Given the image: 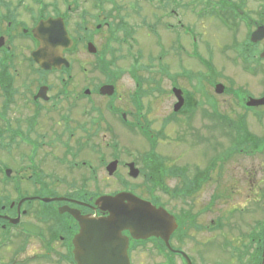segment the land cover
<instances>
[{"label":"flooded vegetation","instance_id":"obj_1","mask_svg":"<svg viewBox=\"0 0 264 264\" xmlns=\"http://www.w3.org/2000/svg\"><path fill=\"white\" fill-rule=\"evenodd\" d=\"M59 20L72 44L62 49L64 64L45 67L32 55L51 37L49 23ZM260 26L264 0H0V249H38L49 264H72L69 253L79 225L59 209L69 207L90 218L106 216L95 200L121 190L101 191L98 184L119 182L122 169L128 180L136 181L127 176V163L133 162L146 183L147 194L140 196L164 207L177 226L167 245L150 237L146 250L141 248L144 242L123 232L131 264L136 251L156 254L151 264H264V105H247L248 98L264 96V87L255 94L231 79L227 65L219 67L222 61L236 62L244 74H263L264 37L250 39ZM125 77L134 87L125 99L134 107L128 111L116 104L121 95L98 93L104 84L117 90ZM217 84L224 86L221 95L214 92ZM162 85V98L169 102L163 125L205 120L208 126L192 130L214 139L219 122L228 137L244 134L242 146H234L232 139L223 147L216 145L221 150L191 173L189 165H170L155 139L163 129L151 128L153 121L141 113L143 97L137 104L134 96L138 86ZM176 96L183 98L178 111ZM253 115L257 130L248 123ZM231 120L237 126L246 121L245 130L232 129ZM115 122L126 134L142 135L139 125L147 134L142 135L147 151L116 141L105 144L106 131L111 133ZM238 158L242 165L234 166ZM114 160L116 170L109 175L106 165ZM239 167L241 176L224 180L229 169ZM237 181L244 184V205L237 212L250 218L242 220L246 240L240 247L224 238L218 241L225 223L218 221L217 206L226 207L232 195L239 197L232 184ZM223 182H232L223 194L207 192L204 204H194L202 188ZM93 184L96 189H89ZM164 197L179 202L176 209ZM218 252L225 259L215 256Z\"/></svg>","mask_w":264,"mask_h":264},{"label":"rangeland","instance_id":"obj_2","mask_svg":"<svg viewBox=\"0 0 264 264\" xmlns=\"http://www.w3.org/2000/svg\"><path fill=\"white\" fill-rule=\"evenodd\" d=\"M223 32V31H222ZM221 33V31H219ZM218 40V39H217ZM216 44H220L219 42ZM219 47H217V51H219ZM233 55V54H232ZM231 56V55H230ZM234 56V55H233ZM223 58V57H222ZM225 59V58H223ZM219 67L221 66L222 69L227 65V72L231 76V79L236 81L237 85H243L245 87H248L253 93L257 94L261 88L264 87V73L263 74H256L254 76H251L249 74H244L241 72V66L239 64L229 62L226 64L225 62H219ZM134 87L130 85L128 82V79L122 78L119 81V86H117V90L115 89V93L117 95H121V99L116 102V104L123 108V110L128 111L129 109H134L133 105L128 102V100H125L128 96V92L133 91ZM144 91L147 93L144 94L142 105H143V113L145 112V115L148 116L150 120L153 121V124L151 123V128L154 131H163V135L157 137L159 142L158 151H161L164 158L168 160L170 165L174 166H190V172H193L196 168V166L203 167L206 163H208L212 156H214V153H218L221 149H216V145L223 147L228 144V140L230 139L228 136L224 134H216L214 136V139L209 133L203 132L196 133L197 135H193L192 129L200 128L201 130L204 129L206 126L209 125L208 121H200L199 119H195L193 121H175L172 120L170 123H167L163 125L162 121H164L166 116V112L168 113L166 104H169L166 100H163L162 96L166 91H164V86L160 87H154L152 89L153 91L148 92L150 87L143 88ZM202 89V88H201ZM197 92L201 93L200 89H195ZM203 91V90H202ZM114 93V95H115ZM135 101H136V95ZM227 96L223 95V99H226ZM151 108V109H149ZM255 116H248V123L250 125V129L257 130L259 127V122L256 120H253ZM126 118H130L129 114H126ZM231 122L235 125V120H231ZM246 122V121H245ZM245 122H242L244 126H246ZM191 125V126H190ZM187 131H190L188 133ZM110 132V131H109ZM127 132V131H126ZM231 139H234L235 136L230 134ZM111 141H116L121 146H127L129 149H133L134 151L144 153L148 149V141L146 138H144L139 133H125V129L121 128L118 123H113V131L111 133H108L106 131V138L104 143L108 144ZM135 154V153H133ZM107 155V154H106ZM139 155V154H138ZM108 156V155H107ZM239 157L235 156L234 158ZM125 159V158H123ZM237 162H239L237 165L234 166H241V158L236 159ZM143 168V172H146V164H141ZM169 165V166H170ZM246 165H243V170H245ZM230 175L227 179H224L225 181H229L232 178H236L241 176L242 169L239 168H231ZM228 173V169H226ZM221 181V180H219ZM232 183V182H230ZM230 183L225 184L224 182L218 185H208L202 188V191L200 194L195 198L196 199V205L200 206L204 204L207 200V195L209 193H214V190L217 193H224V187L225 185H228ZM235 186L238 188L237 192L239 194L238 196L232 195L231 200L226 204V207H224L222 204H218L217 206V214H220V218H218V221H220L222 218L224 219L225 227L218 232V241L221 238H224L228 241L233 242L234 244H238V247L242 243L245 242V230L243 229L242 220H248L249 217L242 216L237 212V210L241 207V205H244V196L240 195L241 187L244 184L240 181H237ZM231 185V184H230ZM101 191H110L114 192L118 189L123 190L124 187L131 188L134 192H136L139 195L146 196V183H143L142 179H139L137 181H130L126 178L125 171L121 170V179L119 182H112V181H105L103 184H98ZM173 183L170 185H167V189L170 190L172 188ZM89 189H96L94 188V184L89 186ZM242 187V188H243ZM65 191V190H64ZM262 199L264 200V194L261 195ZM157 197V196H156ZM159 197H157V200ZM167 204L169 208H175L179 204V202L169 201L167 198H163L162 200ZM190 201L194 202L192 199ZM197 210V209H196ZM233 217L234 220H229V217ZM264 217V215H262ZM228 217V218H226ZM256 217H253L254 219ZM207 218H203L202 220L205 221ZM221 233V234H220ZM219 247V243H216ZM17 248L12 247L9 249H0V264H13L11 262H23L21 264H48L43 262L42 260H39L37 258L38 253H41V250L33 249V248H26L23 251H16ZM156 254H153L151 252H141L136 251L135 254H133L134 257V264H151ZM217 256L218 258H223V256H227L226 254H221L218 252Z\"/></svg>","mask_w":264,"mask_h":264},{"label":"water","instance_id":"obj_3","mask_svg":"<svg viewBox=\"0 0 264 264\" xmlns=\"http://www.w3.org/2000/svg\"><path fill=\"white\" fill-rule=\"evenodd\" d=\"M49 24L51 37L43 40L42 49L33 53V57L45 67L64 64L62 49L71 45L62 21H53ZM263 34L262 29H257L252 35V40L261 39ZM261 55L264 57V52ZM216 91L221 92L222 87L218 86ZM100 92L111 95L113 87L104 85ZM262 103L264 98L249 102L250 105ZM180 104L179 101L176 109ZM115 164V162L109 164L107 169L112 171ZM129 167L130 176L137 177L138 170L133 164H129ZM95 204L109 215L90 219L81 216L77 210L67 207L60 209V212L65 210L71 213L80 226L79 232L73 239L76 264H130L127 255L128 238L122 235L123 231L128 230L134 239L154 236L160 237L167 243L169 233L175 227L173 218L163 208H155L151 203L131 193L122 192L115 196H103L97 199Z\"/></svg>","mask_w":264,"mask_h":264},{"label":"trees","instance_id":"obj_4","mask_svg":"<svg viewBox=\"0 0 264 264\" xmlns=\"http://www.w3.org/2000/svg\"><path fill=\"white\" fill-rule=\"evenodd\" d=\"M13 264H16V263H13Z\"/></svg>","mask_w":264,"mask_h":264}]
</instances>
